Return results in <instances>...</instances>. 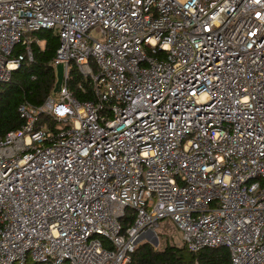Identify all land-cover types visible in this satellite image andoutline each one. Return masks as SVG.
<instances>
[{
    "label": "built area",
    "instance_id": "obj_1",
    "mask_svg": "<svg viewBox=\"0 0 264 264\" xmlns=\"http://www.w3.org/2000/svg\"><path fill=\"white\" fill-rule=\"evenodd\" d=\"M42 29L64 80L0 136V264H129L166 217L264 264V0H0V83Z\"/></svg>",
    "mask_w": 264,
    "mask_h": 264
},
{
    "label": "trees",
    "instance_id": "obj_2",
    "mask_svg": "<svg viewBox=\"0 0 264 264\" xmlns=\"http://www.w3.org/2000/svg\"><path fill=\"white\" fill-rule=\"evenodd\" d=\"M39 39L34 42L33 60L26 59L14 71L10 81L0 83V136L20 128L24 121L18 108L21 103L28 102L39 106L53 93L56 82V68L52 64L60 44L59 37L50 29H42L32 34ZM23 51L17 47L15 53ZM94 69H97L94 64ZM69 88L74 96L81 101L95 98L91 78L85 76L77 65L71 68ZM47 122L51 128L56 121L49 116L42 117V123ZM134 212L129 210L122 219L124 228L134 221ZM129 264H232L230 249L226 246L204 248L192 251L184 242L174 243L170 238L155 246L152 242L140 243L132 254Z\"/></svg>",
    "mask_w": 264,
    "mask_h": 264
},
{
    "label": "rangeland",
    "instance_id": "obj_3",
    "mask_svg": "<svg viewBox=\"0 0 264 264\" xmlns=\"http://www.w3.org/2000/svg\"><path fill=\"white\" fill-rule=\"evenodd\" d=\"M92 34L94 37H98V34L96 32H93ZM156 232L159 237L160 244H162V241L164 242L167 237L178 245H182L184 243L182 240V232L176 227L175 223L170 217L163 218L159 221ZM146 241L150 240H146V238H143L141 239L140 243Z\"/></svg>",
    "mask_w": 264,
    "mask_h": 264
},
{
    "label": "water",
    "instance_id": "obj_4",
    "mask_svg": "<svg viewBox=\"0 0 264 264\" xmlns=\"http://www.w3.org/2000/svg\"><path fill=\"white\" fill-rule=\"evenodd\" d=\"M56 73H57V82H56V85L54 88V92H57L60 89V87L63 83V80H64V65L63 64H58L56 66ZM141 239H142V237H141ZM150 242H152L155 246H158L159 245L158 235L154 234V237Z\"/></svg>",
    "mask_w": 264,
    "mask_h": 264
}]
</instances>
